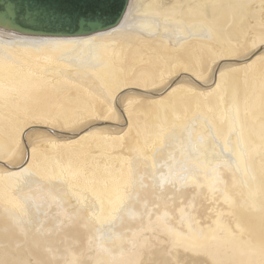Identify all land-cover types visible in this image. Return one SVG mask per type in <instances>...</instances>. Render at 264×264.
<instances>
[{
	"label": "bare ground",
	"instance_id": "6f19581e",
	"mask_svg": "<svg viewBox=\"0 0 264 264\" xmlns=\"http://www.w3.org/2000/svg\"><path fill=\"white\" fill-rule=\"evenodd\" d=\"M0 264H264V0L0 30Z\"/></svg>",
	"mask_w": 264,
	"mask_h": 264
},
{
	"label": "water",
	"instance_id": "95a60500",
	"mask_svg": "<svg viewBox=\"0 0 264 264\" xmlns=\"http://www.w3.org/2000/svg\"><path fill=\"white\" fill-rule=\"evenodd\" d=\"M129 0H0V30L31 37H80L122 20Z\"/></svg>",
	"mask_w": 264,
	"mask_h": 264
},
{
	"label": "rangeland",
	"instance_id": "374dc122",
	"mask_svg": "<svg viewBox=\"0 0 264 264\" xmlns=\"http://www.w3.org/2000/svg\"><path fill=\"white\" fill-rule=\"evenodd\" d=\"M182 154L183 153L180 152L179 149L174 148L172 145L168 146V147L161 148L159 150V152H155L154 153L155 158L153 160V165H155V166L151 167V169H155V171L151 170V173H149L150 179L151 180L157 179L158 176H159V172L160 171H163L164 173H166L169 170H171V169H166V167H164V170H158L159 168H157L156 164L159 163L160 159L172 158V157H175V156H178V155H182ZM206 156H207V154L204 155V157H206ZM197 160H199V159H197ZM199 164H201V163L199 162ZM208 175H210V174L208 173ZM202 178H203L202 176L201 177H197L198 180H201ZM197 179H195V181H197ZM213 180L219 182V180H217V176H215V175L213 176ZM208 181H209V176H208ZM135 182H137V183L139 182V178L138 177H136ZM30 201H28L27 203H29L30 207L33 205L31 207V209H30V211H33L35 209V207H36L35 206V202L32 203ZM30 203H32V204H30ZM124 210H126V209L119 206V208L115 211V214L119 216ZM97 246H99V243H97Z\"/></svg>",
	"mask_w": 264,
	"mask_h": 264
}]
</instances>
